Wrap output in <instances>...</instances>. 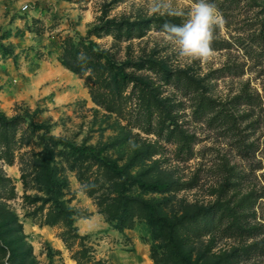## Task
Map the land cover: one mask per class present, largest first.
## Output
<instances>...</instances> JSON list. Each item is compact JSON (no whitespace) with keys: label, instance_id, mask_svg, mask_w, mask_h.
I'll use <instances>...</instances> for the list:
<instances>
[{"label":"rangeland","instance_id":"374dc122","mask_svg":"<svg viewBox=\"0 0 264 264\" xmlns=\"http://www.w3.org/2000/svg\"><path fill=\"white\" fill-rule=\"evenodd\" d=\"M193 2L173 0L185 15L168 17L148 14L152 0H0V264H157L151 244L170 263L160 247L168 234H158L148 213L133 206L120 221L122 194L147 199L152 217L166 220L202 214L223 201L199 216L210 220L209 230L200 220L182 223L174 251L198 264H264V105H238L239 113H251L241 123L250 145L241 147L225 123L196 117L185 91L163 78L165 68L182 77L208 74L206 94L216 100L240 92H260L264 99V42L252 59L224 24L215 37L231 40L232 47L189 63L163 39L157 24L164 22L156 19L181 24ZM119 21L122 28L136 23L141 32L127 38L105 31L106 23ZM83 45L95 53L88 55ZM79 57L87 60L77 63ZM232 62H244L243 72L222 74ZM123 70L175 101L176 119L195 134L189 152L177 154L176 141H159L135 123L130 109L136 94ZM46 145L63 179L56 193L32 169ZM139 183L172 186L153 191Z\"/></svg>","mask_w":264,"mask_h":264},{"label":"trees","instance_id":"16d2710c","mask_svg":"<svg viewBox=\"0 0 264 264\" xmlns=\"http://www.w3.org/2000/svg\"><path fill=\"white\" fill-rule=\"evenodd\" d=\"M209 2L214 3L216 8L222 14L225 21V26L230 28V34L232 33L231 30L235 31V34H232V38L235 39L236 44L243 48L244 52H246L250 58L254 59L256 55L259 56L261 51L257 50V47L264 42V0H209ZM156 20L163 21L164 23L169 22L178 24L171 19ZM107 24L109 23L104 25L105 31L114 32V34H117V36L124 34V36L129 38L134 34L141 32L138 30L137 26H133V24L136 23H129L125 28H122L121 25H123V23H120V21L118 23L115 22L113 25ZM163 24L159 25L158 23L157 26L162 28ZM98 30L100 29H95V32L98 33ZM232 44L233 42L227 38L215 37L212 47L213 49H229L232 47ZM83 46H85V49L89 51L88 55L95 53L90 45ZM76 51L77 48L75 50L73 49L72 53L74 54ZM65 53L67 55L69 52L66 50ZM96 55L97 58L100 56V54L97 52ZM84 59L86 61L87 57H84L83 59L82 57H79L78 61L76 62L78 63L84 61ZM62 63L69 69L80 73L79 66L76 65V63H70V61L65 59V57H62ZM243 63L238 64L232 62L226 64L228 66L221 69L222 74H241L243 72ZM135 64H140V62ZM214 72H210V77L213 76ZM181 74L182 73L178 71H166L165 68L163 78L167 83L172 84L175 90L185 91L184 95L186 99L189 100L188 105L192 106V112L194 115L196 117H201L202 115L206 116L208 114L206 118L210 122L220 121L225 123L224 128L226 126V128L231 131L232 135L239 136L238 140L241 144V147L249 146L250 142L245 143V127L243 128L241 123L244 122L248 116L251 115V113H239L238 105H247L254 110L255 107L261 108V105H264V99L260 92H240L230 100L219 101L206 94L207 87L205 79L208 77V74H206L204 77H195L188 74H185L182 77ZM215 76H219V74H215ZM121 77L122 79L123 77H128L129 80L133 81L131 86V96H135V94L136 96L135 100L133 101V105L131 103L132 108L130 109V113L134 112V115L132 116L134 117L135 123L146 132L154 133L159 141H176L175 151L177 154L189 152L191 150V141L195 134L193 132H188L187 129L181 126V124L178 122V119H176L178 110L173 111V109H175V104L173 102L175 101L169 96H157L152 88H148V82L144 81L140 76L135 75L134 73H130V75H128L127 72H124L123 70ZM116 79L119 78L116 77ZM181 103L182 101L180 104ZM14 120L15 118L7 119L6 125L9 126L11 123H14ZM52 152L53 150L50 145L44 146V150L41 151V153L38 152L34 155L32 169L36 172L35 179L44 184L47 191H53L56 193L58 192L59 187H62L63 179L59 178L58 173L54 170L55 167L52 165ZM101 162L106 164L112 170V172L119 173V171H117L116 165H114L112 162ZM139 184L142 188L153 191L166 188L168 189L172 186L171 184L167 185V187H164V185L161 184L159 186V183L147 185H144L143 183ZM119 199L123 202L122 210L118 215V217L121 218L120 221L128 219L129 216L134 213L133 206H136L138 208L137 212L139 214H149V223L151 226L158 225L156 230L158 231L159 235L162 230L167 232L168 238L163 244L160 245V247L167 249L165 255L171 262L167 263L165 260L166 258H163L164 254H157L156 247L159 245L151 244L150 254L157 264H198L192 262L181 253L174 251L179 246L181 241L180 238L175 236V234H178L180 230L179 228H181L183 225L182 223L186 219L194 222L200 220L199 226L205 227L206 231L209 230L207 223H210V220H205L207 216H202L200 218L199 216L211 213L213 207L221 206L222 204L226 205V203L220 201L210 205L208 211H204L202 214H199L201 212L200 210L195 211L193 214L186 217H176L173 220H166L167 217L164 216H161L160 218H156L154 216L152 217L154 207L151 205V203H147V199L123 194L119 197ZM55 200V205L57 207L59 206L61 211H63L62 203L57 199ZM66 215L67 219H69V215L67 213ZM222 215L223 214L220 213L219 217H222ZM47 222H50V220ZM231 224L235 225L241 230H244L245 228L247 230L250 228L244 227L242 225H236L233 222Z\"/></svg>","mask_w":264,"mask_h":264},{"label":"clouds","instance_id":"9594fccd","mask_svg":"<svg viewBox=\"0 0 264 264\" xmlns=\"http://www.w3.org/2000/svg\"><path fill=\"white\" fill-rule=\"evenodd\" d=\"M149 15L181 17L184 9L174 5L173 0H152ZM224 18L214 3L195 0L191 3L188 18L181 24L165 22L163 39L174 45L178 55L189 63L194 60L207 62L214 56L212 47L217 28H223Z\"/></svg>","mask_w":264,"mask_h":264}]
</instances>
